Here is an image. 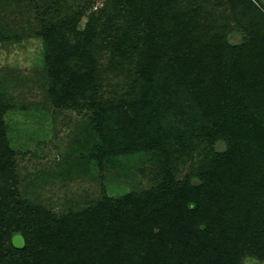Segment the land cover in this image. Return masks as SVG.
I'll return each instance as SVG.
<instances>
[{
  "label": "rangeland",
  "instance_id": "rangeland-1",
  "mask_svg": "<svg viewBox=\"0 0 264 264\" xmlns=\"http://www.w3.org/2000/svg\"><path fill=\"white\" fill-rule=\"evenodd\" d=\"M108 1L0 0V136L14 152L11 169L0 174V198L10 204H3L6 212L0 220L9 226L17 224L18 207H38L59 221L55 231L64 233L106 199L119 202L128 195L151 193L157 197L159 192L164 198L166 188H172L178 199L186 193L191 197L189 181L202 175L205 180L195 193L197 202L190 199L188 206L202 211L181 213L186 229L176 225L173 230L183 245L212 256L196 262L193 250L181 246L176 249L179 254L162 253L156 264H264L255 247L264 240L252 230L264 210L263 193L261 202L256 200L260 194L250 196L248 206L237 211L244 207L233 198L235 187L242 190L235 186L237 176L223 182L219 175L213 178L216 137L230 136L223 166L239 158L249 165L251 158L264 152L259 144H264V37L259 35H264V0H172L166 11L157 10L150 0H129L137 2L134 15L148 19L157 15L154 33L161 44L144 38L139 42L143 48L130 55L113 46L111 39L99 37L88 43L85 54L71 49L73 58L64 70L89 83V90L72 94L77 81L69 85L63 70L57 80L47 61V31L75 17L78 33L67 32L65 39L73 46L86 43L79 33L88 30L91 13ZM114 25L119 35L128 34L129 30ZM234 34L246 41L237 55L223 43ZM53 36L63 39L60 33ZM246 45L252 48L243 51ZM174 51L181 60L173 58ZM138 59H143L141 67ZM153 104L159 106V114H152ZM226 116L244 124L232 131ZM247 124L254 129L243 138ZM112 126L128 133L138 148L128 153L113 151L105 141ZM148 140L152 144L142 148ZM232 142L238 153L229 151ZM220 148L226 150V146ZM152 210V206L144 208L142 217L146 213L151 217ZM124 212L121 205L120 213ZM202 222L204 230L197 228ZM242 227V250L235 252L233 237ZM153 229L159 233V227ZM167 235L171 245L172 230ZM3 240L0 232V247ZM151 244L145 240L144 245ZM91 247V242L83 247V257L90 255ZM109 249H100L87 264L110 259ZM127 249L122 254L118 250L112 260L117 263L110 264H145L144 250L127 253ZM230 252L232 260H228ZM3 254L0 250L2 261Z\"/></svg>",
  "mask_w": 264,
  "mask_h": 264
},
{
  "label": "trees",
  "instance_id": "trees-1",
  "mask_svg": "<svg viewBox=\"0 0 264 264\" xmlns=\"http://www.w3.org/2000/svg\"><path fill=\"white\" fill-rule=\"evenodd\" d=\"M150 1L158 6L157 10L160 9V11H166L170 8L172 0ZM245 1L246 0H244V3ZM247 1L251 3V0ZM134 3L136 4L137 2L129 0H110L105 3L103 7L93 11L91 13L88 30L84 33H79V35L83 37L84 41L86 39V43L80 42L73 46L65 39L67 32H77L75 29L77 24L75 17L73 20L65 19L66 23H59L58 25H53L48 29L47 33H50L48 40L50 42H48L49 52L47 54V61L53 68L52 70L56 71L54 76L57 77V80L59 77L58 74L61 73L60 70H63L66 74H68L69 85H74L77 81V87L72 88V94L75 90H89V83H87L84 78H79L77 74L71 73L69 70H64L69 64L71 58H73L70 54L71 49H76L77 52L80 51V54H85L88 43L93 42L99 37L105 38V40L111 39L113 46H116V48L118 46L121 50H124L125 53L130 55H133L132 52L135 50L141 47L143 48L142 45H139V42H141L144 38H149V41L161 44L158 37H155L154 33L155 23L153 21H156L157 15H153L150 19H148V17H143V15H134L132 13V10H134ZM82 14L84 13L82 12ZM78 16L79 15L76 17ZM116 23L117 25L119 24L121 29L129 30L128 34H123L120 31L121 34L119 35L117 32L119 30L114 28V24ZM262 23L264 25V22ZM54 33H60L63 36L61 37L63 38L62 41L59 38H56L57 36L54 37ZM83 34H85V37ZM138 34H140V36H138ZM259 35L264 37L262 34ZM255 38L259 40V37L256 36ZM241 41L242 37L238 34H234L227 37L226 41H223V43L229 48L231 47V50L236 53L234 55H237V52L242 51L241 48L246 44V41L244 43ZM260 45L257 47H260ZM246 46V49L243 51H247L252 48L251 45ZM173 53V58L176 61H178V59H182L178 52L174 51ZM240 57L241 56H239V58ZM138 60V65L141 67L143 64L141 61L143 59ZM242 74H244L243 71ZM191 78H193V75H191ZM155 104H153L154 108L151 110L152 114L158 113L159 106ZM145 110L147 109H144V111ZM226 119L228 121L227 124H230L232 131L237 130L240 125L244 124V122L235 123L233 122V119L228 116H226ZM261 124L262 130H264V121ZM252 129H254V127H250L249 124H247V131L241 136L243 138L245 136H249ZM126 130L128 131L129 129ZM107 132L109 133L107 134L108 137L105 141L108 143L109 147L114 148L113 151L118 149L119 152L128 153L132 149L138 148V144L134 145L133 139L125 131L117 130L112 126V128H110ZM1 133H3V127L0 123V134ZM104 138L105 137H103V140ZM229 139V135H221L214 139V154L217 156H214V159L217 168L214 171L215 174L213 178H216V176L219 175V179H222L223 182L228 176H237L238 180L235 186H240L242 190L235 187V190H233V198L237 197L238 200H240L237 203H241L242 206H244L237 211H243L245 206H248V203H250L248 200H251L252 197L256 198V194L263 193L264 195V152H262L263 155L257 154L258 157L251 158L249 165H246V161H240L239 158L237 162L223 166L221 161L224 160V156L227 154L228 145H225V143L226 140ZM251 139H254L253 135L251 136ZM151 144L152 142L149 140L146 142L144 141V146L142 148L147 149L148 145ZM230 144L232 148L229 151H235L238 153V151L233 148L235 143L232 142ZM259 144L260 146L264 145L262 141H259ZM220 145L226 146V150H221ZM13 156L14 152L8 149L6 142L4 141V137L0 136V174L11 169ZM258 176H260V179L256 180ZM204 180L205 178L202 175L191 178L189 181V194L191 197L188 193H186L183 195L184 198L182 196V199H178L172 194V188H169L171 192L168 188H166L163 196L165 199L166 197H169L167 199L169 202L160 197V192L157 197L154 196V193H151L148 196L128 195L119 202L106 199V201L100 206L83 213L79 218L80 224H73L70 229H66L64 233L60 229L57 233L55 228L59 221H56L47 214L45 215L38 207L29 206V208L22 209L18 207L19 212L21 213V218L18 219L19 221L17 224L9 226V224L6 225L0 220V232H3L4 238V243L3 246L0 247V250H4V254L2 256L6 260L2 261L0 259V264H20L21 262L27 261V259H29L28 264H87L88 259H96L98 251L105 247L107 249L110 248L109 250L113 253V255L106 261H102L100 258V262L98 264L106 262V264H110V262L117 263L116 261H112L115 253L120 250L122 254L125 251V248H128L127 253L130 249L134 250L135 248V250H139L141 248L146 253V257L144 259L145 264H156L162 253L169 255V250H171V252L179 254L180 252L176 249H179L181 246L184 250H193V253H195V256L198 258L196 262L205 261L208 256H212L211 253H205L204 250L188 246V244L187 246L183 245L182 238L178 240L173 230L176 228V225H180L182 230L186 229L183 225V219H181V213L187 211L185 215H187V213L199 214L202 211L199 206L195 208H188V206L191 204L189 203L190 199L197 202L195 193L203 187ZM249 189L255 194L249 193ZM256 200L261 202V194L258 199L256 198ZM160 202L163 203L161 204ZM262 202L264 207V197ZM3 204L8 207L10 206L8 202L6 203L3 200L1 201L0 198V218L3 217L6 212L4 211L5 206H3ZM121 205L125 210L123 214L120 213ZM157 205H161L163 210L160 208L158 209ZM219 205L221 206L222 203L218 204V206ZM151 206L153 207V210L149 213L151 214V217L147 213L142 217V210L146 207L150 208ZM229 206L231 205L229 204L228 207ZM226 209L222 210V213H225ZM155 221H157V224H154ZM67 223L68 222H66V224ZM156 226L159 227L158 234H155L153 229V227L155 228ZM205 226L204 222H202L197 228L204 230ZM244 227H242L243 229L239 228L236 232V236L234 235L233 237L232 250H235V252L242 248L241 239L244 236L241 233L243 232ZM171 230L174 236V243L171 241L170 245L169 239L167 238V236L170 235L167 234ZM252 230L258 232L259 237H262L261 241L264 240V210L260 215V222L254 224ZM16 235H21L24 238L25 246L23 249H17L12 244V239ZM145 240L152 244L144 245ZM90 242L92 244L90 255L83 257V247L88 246ZM136 242H138L139 246L136 245ZM130 244H135L137 247H131ZM245 246L248 247L246 244ZM38 247H41L40 249H42V251H40ZM255 247L259 249L256 251V255L260 258L264 257V243L262 246L257 243ZM40 252H44L45 254L41 253L40 257ZM153 253H155V256H153ZM226 253L227 251L223 252V255ZM219 254L222 256L221 253ZM231 256H233V252H230V257ZM230 257H228V260H232L233 257ZM226 264H229V262Z\"/></svg>",
  "mask_w": 264,
  "mask_h": 264
},
{
  "label": "water",
  "instance_id": "water-1",
  "mask_svg": "<svg viewBox=\"0 0 264 264\" xmlns=\"http://www.w3.org/2000/svg\"><path fill=\"white\" fill-rule=\"evenodd\" d=\"M12 244L17 249H23L25 246V240L21 235H16L12 239Z\"/></svg>",
  "mask_w": 264,
  "mask_h": 264
}]
</instances>
